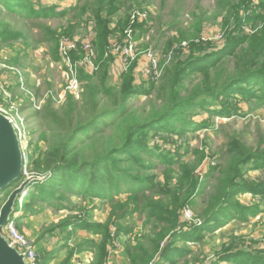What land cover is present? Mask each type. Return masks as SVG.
I'll list each match as a JSON object with an SVG mask.
<instances>
[{"label": "trees", "instance_id": "obj_1", "mask_svg": "<svg viewBox=\"0 0 264 264\" xmlns=\"http://www.w3.org/2000/svg\"><path fill=\"white\" fill-rule=\"evenodd\" d=\"M218 7L227 15L221 47L203 42L201 37L188 42V53L182 44L178 49L173 47V60L165 69V78L158 88L151 79L143 80L141 85L136 82L138 54L121 73L118 87H114L109 83L110 69L116 61L110 38L119 32L122 33L119 41L127 40L124 31L131 22V16L125 15V20L116 21V27H111L122 8L118 0L85 1L62 12L55 6L36 8L33 0H0V17L13 15L26 20L65 18L73 14L67 35L76 32L88 13L96 33L92 42L96 71L88 73L92 76L84 72L87 84L81 100L76 101L69 95L66 104L55 109L53 100L49 99L46 109L40 113L45 120L40 139L45 149L30 155L28 172L44 179L30 187L32 190L21 203L18 201L13 217L21 208L25 214L32 213L31 207L36 200L72 212L76 209L74 197L114 203L126 193L129 200L141 207L137 210L147 220H153L159 229L152 256L150 251L139 246L130 253L131 262L150 264L160 253V259L153 264H161L162 260L177 264L169 259L183 257L187 248H176L175 239L203 242L201 232L214 231L223 227L226 219L235 218V215L240 219L250 213V208L237 202V197L241 193L264 195V182H253L243 172L249 165L264 171V150L254 152L234 142L223 168L219 171L218 167H213L218 173L217 183L202 215L203 224L197 227L187 226L182 221L185 209L200 195V176L195 169L183 167L180 168L181 177L173 185L172 174L176 171L171 166L181 167L182 154L169 152L159 145L160 142H154L160 139L169 144L172 139L169 135L181 137L201 128L210 129L209 118L199 124L190 119L200 116L201 112L212 117L231 118L242 113L240 102L264 106V0H219ZM145 24L130 23L134 42V29L138 26L145 30ZM245 25L254 27L251 34L246 33ZM3 28L5 31L7 26ZM4 31L0 33V41L12 39L6 38ZM71 56L77 64L85 59V52L79 47ZM156 161L166 166L170 176L155 182L154 176L139 175L140 171L156 169ZM26 199L31 200L25 204ZM125 214L113 213L104 223L76 218L60 227L88 230L93 236L102 237L98 254L91 264H107L116 241L111 230L115 226L113 218L122 219ZM94 242L92 240V244ZM224 255L214 264L224 261L264 264L261 252L252 256L243 250L226 251ZM51 256L45 259L51 260ZM72 257L73 253L64 264H74Z\"/></svg>", "mask_w": 264, "mask_h": 264}, {"label": "rangeland", "instance_id": "obj_2", "mask_svg": "<svg viewBox=\"0 0 264 264\" xmlns=\"http://www.w3.org/2000/svg\"><path fill=\"white\" fill-rule=\"evenodd\" d=\"M85 1L94 2L95 0H33V4L36 8L55 6L58 8V12H62L77 3L83 4ZM118 1L122 4V8L120 13L114 17L115 22L111 25L112 28L116 27V21L125 20V15L130 17L135 11L148 15V21L143 22L146 23L147 29L141 30L138 26L134 29L137 55L139 54L135 76L139 85L143 80L149 79L152 80L155 88L161 85L165 78V69L175 54L172 50L173 47L177 48L180 44H186L184 50L188 53V42L203 35L205 38L210 37L212 40L219 41V38H214L224 37V24L227 15L219 11V0ZM258 12L261 13L260 10ZM83 19L80 27L70 36L66 31L69 30L70 22L74 20L73 14L67 15L65 18L47 17L26 20L13 15L0 17V33L4 31L3 26L6 25L7 28L4 31L6 38H12L8 41H0V108L8 113L13 111L22 119V129L24 130L22 137L28 144L29 156L45 149V144L40 140L45 120L40 116V113L46 109L49 99L53 100V108L57 109L63 107L69 95H72L66 91L68 78L59 53L61 42L64 39L93 42L95 39V26L89 20L90 15L86 13ZM130 27L129 22L125 31ZM244 28L246 33L251 34L254 27L245 25ZM131 30L133 33L132 27ZM121 34L117 32L114 37L110 38L112 46L123 48L122 46L127 40H123L121 43L119 41ZM212 43L216 47L223 45L218 41ZM150 52L156 56L159 66L162 65L160 66L161 75L158 79H155L153 75H147V70L152 69L148 58ZM112 54L116 57V61L110 69L109 83L118 87L120 75L126 69L122 66L124 60L122 52L117 53L112 49ZM82 61L80 60L78 63L80 64ZM78 67V73L82 79H79L81 91L77 95H72L76 101L81 100L87 84L84 72L87 75H93L88 74L82 65H78ZM239 108L242 113L231 118L212 117L209 113L201 112L200 116L190 119L199 124L209 118L210 129L201 128L181 137L169 135V138L172 137L169 144H164L160 139L154 140L155 143L160 142L159 145L167 151L173 153L179 151L182 154L180 157L181 167L177 164L171 166L176 171L172 174L173 185L181 177L180 168L183 167L195 169V173L202 180L200 181V195L195 198L190 207L185 209L183 214L182 222L187 223V226L199 227L203 224L202 215L207 207L209 195L217 183L218 173L213 170V167H218L219 171L223 168L226 155L230 149H233L234 142L238 143L239 147L242 146V148L254 152L264 150V106L258 107L254 106V103L240 102ZM154 166L156 169L140 171L139 175L154 176V178L156 177L155 182L163 181L164 178L170 176L169 172L165 170L166 166H162L158 161L154 163ZM250 166L243 170L246 177L252 179L253 182H264V171L252 169ZM25 178L23 176L12 187L0 192V208L8 199L9 193L18 188ZM43 179L42 177L41 181ZM31 190L32 188H29L28 192ZM125 194L117 197L114 203L86 199L82 196L74 197L72 201L76 209L72 212L59 210L57 207L36 200L31 207L32 213L25 214L23 208L19 210L15 215V223L17 229L19 228L18 230L36 249V254L42 260L41 264H64L72 253L74 264H91L95 255L98 254V246L102 237L93 236L88 230L77 229L74 231L75 229L70 226L66 229L60 226L67 220L76 218L104 223L113 213L119 215L126 212L122 219L113 218L115 226L111 230L116 241L111 248L107 264H133L130 260V253H134L139 246L150 251V256H152V246L157 239L159 229L153 220H147L146 216L137 210V208H141L137 202L129 200L128 195ZM263 196L250 193L239 194L237 202L246 206L245 208L249 207V214L246 213V216L240 219L237 217L238 215H235V218L226 219V224L223 227L210 232H201L204 237L203 242L175 239V247H186V253L181 258L175 257L169 261L174 260L177 264H214L225 256L226 251L243 250L252 256H256L255 254L258 252L264 253ZM28 200L31 199H26L24 203L27 204ZM19 202L21 203L22 200ZM16 203L15 208H17L18 201ZM185 232L188 231L185 230ZM92 240H95L93 244ZM50 255H52L51 260L45 259ZM159 255L160 253L155 255L156 259L150 264H153L155 260L158 262ZM160 262L168 264L165 260ZM221 264L235 263L224 261Z\"/></svg>", "mask_w": 264, "mask_h": 264}, {"label": "built area", "instance_id": "obj_3", "mask_svg": "<svg viewBox=\"0 0 264 264\" xmlns=\"http://www.w3.org/2000/svg\"><path fill=\"white\" fill-rule=\"evenodd\" d=\"M148 21L147 13H143L140 11H135L131 14V25L135 22L143 23ZM250 32V31H249ZM128 36L126 41V45L122 46L123 48L116 47L115 45L112 46V49L119 53L122 52L123 55V67L127 70V67L136 59V42L133 41V33L131 28L125 32ZM219 40H212V38L207 37L205 38L204 35L200 38L203 42H214L218 41L220 44L223 42V36L216 37L214 39ZM82 47L83 51L85 52V59L82 63L75 64L72 60V52H75ZM183 47H186V44H183ZM136 50V51H135ZM59 53L62 59V62L65 66L68 78V85L66 88L67 93L77 95L81 91V82L79 80V73H78V65H82L86 72L93 73L96 71L94 59L96 57L94 48L92 46V42H84L82 41L79 44V41H72V40H63L59 46ZM134 53V54H133ZM171 57V56H170ZM148 58L151 62L152 69L147 70V75H153L155 79L160 78V66L159 61L157 60L156 56L150 52ZM0 112L6 115L10 121L12 122L16 133L18 135L19 145L22 152V160H23V176L29 178L31 175L28 172V164L30 160V156L27 152V145L22 137L23 129H22V119L19 116L15 115L13 111H5L4 109L0 108ZM25 178V179H26ZM1 233L3 236L7 238L9 243L12 247L16 248L17 251L25 256V262L27 264H41V258L36 254V249L32 245L31 242L27 239L25 235L19 232L15 223V216L10 218L7 224L1 228Z\"/></svg>", "mask_w": 264, "mask_h": 264}, {"label": "water", "instance_id": "obj_4", "mask_svg": "<svg viewBox=\"0 0 264 264\" xmlns=\"http://www.w3.org/2000/svg\"><path fill=\"white\" fill-rule=\"evenodd\" d=\"M23 177L22 152L18 135L10 119L0 112V192L6 190L14 182ZM38 176L26 178L21 185L14 189L0 208V264H27L25 256L12 247L1 233L16 208L15 203L23 200L28 189L41 181Z\"/></svg>", "mask_w": 264, "mask_h": 264}, {"label": "crops", "instance_id": "obj_5", "mask_svg": "<svg viewBox=\"0 0 264 264\" xmlns=\"http://www.w3.org/2000/svg\"><path fill=\"white\" fill-rule=\"evenodd\" d=\"M116 69H119V68H116Z\"/></svg>", "mask_w": 264, "mask_h": 264}]
</instances>
